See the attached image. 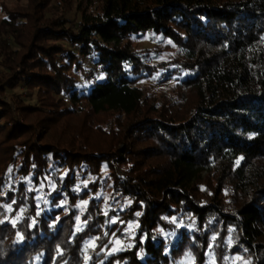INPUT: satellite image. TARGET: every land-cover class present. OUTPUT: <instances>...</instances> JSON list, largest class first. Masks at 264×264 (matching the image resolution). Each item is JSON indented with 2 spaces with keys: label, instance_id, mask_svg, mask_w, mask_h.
<instances>
[{
  "label": "trees",
  "instance_id": "1",
  "mask_svg": "<svg viewBox=\"0 0 264 264\" xmlns=\"http://www.w3.org/2000/svg\"><path fill=\"white\" fill-rule=\"evenodd\" d=\"M16 1L0 264H264V0Z\"/></svg>",
  "mask_w": 264,
  "mask_h": 264
},
{
  "label": "rangeland",
  "instance_id": "2",
  "mask_svg": "<svg viewBox=\"0 0 264 264\" xmlns=\"http://www.w3.org/2000/svg\"><path fill=\"white\" fill-rule=\"evenodd\" d=\"M17 1L16 0H0V21L5 16L4 9L5 8H13L16 7ZM132 46L135 50H152L158 54V52L163 51V53H159V56L162 58H168L173 51L167 52L164 49L165 45L164 42H160L158 37L153 35L143 36L138 39H134L132 41ZM175 80H167L164 78L154 77L151 80H145L142 82L141 86H143L147 93H149L153 99L157 102L164 101L166 99H174L175 97V89H174ZM121 242V241H120ZM116 245V250L123 246V243H118ZM190 259H186L185 261L188 262ZM237 261V260H235ZM187 264V263H185Z\"/></svg>",
  "mask_w": 264,
  "mask_h": 264
},
{
  "label": "snow or ice",
  "instance_id": "3",
  "mask_svg": "<svg viewBox=\"0 0 264 264\" xmlns=\"http://www.w3.org/2000/svg\"><path fill=\"white\" fill-rule=\"evenodd\" d=\"M4 223L3 220H0V224ZM13 224H15V221L12 222ZM19 239H22V236L21 237H18Z\"/></svg>",
  "mask_w": 264,
  "mask_h": 264
}]
</instances>
